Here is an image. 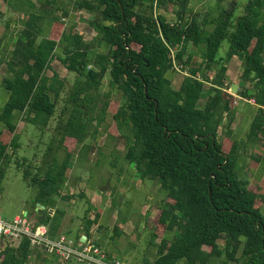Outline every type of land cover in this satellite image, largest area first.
Segmentation results:
<instances>
[{
    "label": "trees",
    "instance_id": "1",
    "mask_svg": "<svg viewBox=\"0 0 264 264\" xmlns=\"http://www.w3.org/2000/svg\"><path fill=\"white\" fill-rule=\"evenodd\" d=\"M3 1L20 14L22 28L4 58L8 99L0 110V192L21 148L20 121L45 132L55 119L41 164L17 162L38 192L29 213L34 223L46 224L53 238L64 234L66 211L57 198L63 197L75 151L88 150L89 138L98 142L111 113L107 136L125 145V159L142 179L165 191L146 264H264L262 188L237 176L243 149L264 147V0H246L241 15L239 0H211L216 4L202 18L192 0ZM81 10L89 12L97 32L92 40L76 22L63 20ZM226 40L230 47L220 56ZM5 41L0 35V54ZM236 55L242 60L240 94L259 105L247 140L233 138L236 97L228 91L227 73ZM56 58L77 76L61 107L69 80L53 69ZM177 65L187 70L178 88L171 78ZM87 203L75 240L85 236L103 249L102 239H92L102 213L92 217L94 205L90 198ZM43 252L28 238L19 245L1 240L0 264H30Z\"/></svg>",
    "mask_w": 264,
    "mask_h": 264
},
{
    "label": "rangeland",
    "instance_id": "2",
    "mask_svg": "<svg viewBox=\"0 0 264 264\" xmlns=\"http://www.w3.org/2000/svg\"><path fill=\"white\" fill-rule=\"evenodd\" d=\"M224 1L227 3L228 0ZM239 2L240 8L238 9L237 15L245 12L246 0H239ZM191 4L196 11L200 12V18H202L216 4V1L192 0ZM0 7L6 11V13L0 15V35H4L6 39L5 47L0 54L1 110L8 99V91L4 83H1V79L4 77L3 75L7 74V68L2 66V63L4 62L5 56L9 55L10 51L14 48L16 36L22 28V24L20 23V14L8 8L3 0L0 2ZM73 13L79 18L75 22L87 31L85 38L91 40L96 37L97 32L87 21L88 16L86 15L88 14H80L75 11ZM79 22L82 24H79ZM229 47V41H224L220 50V56H223ZM52 67L55 71H60L64 74L67 71L57 58L53 61ZM186 71L177 65V70L171 73V78L176 88L181 85L184 76L187 74ZM240 72V66H232L231 80H228L229 86L233 88V91L238 96H241L240 92L243 89ZM48 73L52 75L53 71L49 70ZM67 73H69L66 77L69 80V84L66 92L63 94L64 100L61 101L60 107L65 104L72 85L77 80L75 73ZM210 74L213 75L214 73ZM208 90L209 84H207L206 93L200 102V106L202 107L207 101ZM112 122V115L109 113L107 121L101 128L103 135L100 136L98 142L96 143L89 138L92 141V147L93 142L96 143V146L92 148L91 154L93 153V149L97 153L95 159L92 160L90 158L85 161L84 167L86 173L84 174V178L80 180L79 185L72 189H66L65 187L64 192L66 195L73 194L74 198L70 200L65 199L63 203L68 206V216L63 218L62 231L64 234H67V231H71L67 235L74 240L76 239L75 235L83 225V218L88 208L87 199L93 198L96 203V210L93 211L92 217H95L97 210L101 211L102 216L99 223L92 230L94 234L92 239L94 241L102 239L105 245L103 249L100 248L101 252L107 258L108 254L112 257V260L107 262L113 264V261L120 260L125 264H146V259H151L153 255L152 250L154 247L151 244L153 240L152 234L157 231L159 226L160 205L165 197V191L161 189L157 181L142 179L135 165L125 159V145L107 136ZM55 125L56 120L54 119L50 128L43 132L33 125L26 123L24 120L20 121L19 134L21 135V148L18 152V158L16 155H13L11 163L7 166L0 192V215L4 219L13 220L17 215L24 214V211L30 214L34 211V202L38 192L36 187L30 186L24 179L23 172L18 169L17 159L23 162L27 158L34 164H41L48 144L51 142ZM237 138L243 139L245 137L239 135ZM86 150L87 148L84 149L78 146L77 151H75L76 159L73 164H76L80 160L79 158H81L82 153H85ZM251 151L249 150V156H245L247 164L252 161V157H250ZM60 155L63 156L62 151ZM26 163L28 164V162ZM247 166H244V170H246L244 176L246 179H250L252 176L249 174ZM237 176H239L238 173ZM253 182L260 183L256 180H253ZM81 193H85V196L81 197ZM117 228L119 229L118 231ZM155 240L156 242H160V237ZM86 242L90 244V240L86 239ZM220 244L223 245L224 240L221 239ZM44 259L47 260L44 261ZM35 263L83 264L77 263L75 260L65 261L58 256L46 255V252H43L42 260L33 256L30 264Z\"/></svg>",
    "mask_w": 264,
    "mask_h": 264
},
{
    "label": "crops",
    "instance_id": "3",
    "mask_svg": "<svg viewBox=\"0 0 264 264\" xmlns=\"http://www.w3.org/2000/svg\"><path fill=\"white\" fill-rule=\"evenodd\" d=\"M1 2V1H0ZM7 5V4H6ZM0 10L4 13H6V11L4 9H2L0 7ZM74 11H72V15L69 18H63L64 21L66 22H70V21H76L79 19L77 17V15L75 13H73ZM76 13H80V14H88L86 16H89V12L87 10H81V11H75ZM81 20V19H80ZM79 24H82L81 22H79ZM83 28V27H82ZM80 27V25H78V29L81 30L84 35L87 32L85 29H82ZM86 39V38H85ZM87 40V39H86ZM92 40V39H91ZM2 66H4L5 68H7V64L5 62L2 63ZM232 66L241 67V72L242 73V60L240 59L239 56H234L232 58V60L228 63V80H231V68ZM67 70V69H66ZM60 73V75L62 77H67L69 73L68 70L66 71V73H62L60 71H58ZM4 77L6 75H3ZM4 77L1 79V83L4 82ZM228 87H229V92L233 93L236 97L235 99V106H234V116H235V120L233 123V138L237 139V140H247V135L249 133L250 130V126L251 123L253 121V119L255 118V116L257 115L258 111H259V105L254 101V99H247L244 98L243 96H238L234 91L233 88L229 86V82H228ZM241 95V94H240ZM118 99H123V96L121 94L118 95V97H116ZM239 135L244 136L245 138H237ZM87 144H91V147L88 148V150H86L85 153H82L81 158H79L80 160L76 163L73 164L71 166V169L69 170V175H68V181L66 184V189H72L73 187H77L79 185V182L82 178H84V174L86 173V169L84 167V163L85 161H87V159L89 160L90 158L93 159L91 151H92V141H90V139H88L86 141ZM249 150H252L250 153V157H252V161H250V163L247 164L245 156L248 155L249 156ZM264 147L258 144H249L245 149H243V157L240 160L239 164H240V169L238 170V174L239 176L243 179V180H247L249 181L250 185H257L259 187L262 188V192L264 195ZM84 152V151H83ZM255 152H257V154H255ZM254 156L258 157L259 160L255 161L254 160ZM256 163V164H255ZM259 163V164H258ZM245 165L247 166V169L249 170V174L252 176V178L250 177V179H246L245 178ZM257 165V166H256ZM253 180L259 181L258 182H253ZM66 196V193H63V197ZM57 198V200L59 201V207L64 209L66 211V214L64 217L68 216V206L63 204L65 202L64 198ZM92 204L94 205V211L96 210V203L95 200L93 198H90ZM67 200V199H66ZM24 213H29L27 211H24ZM53 213V212H52ZM79 231V229H78ZM63 233V232H62Z\"/></svg>",
    "mask_w": 264,
    "mask_h": 264
},
{
    "label": "built area",
    "instance_id": "4",
    "mask_svg": "<svg viewBox=\"0 0 264 264\" xmlns=\"http://www.w3.org/2000/svg\"><path fill=\"white\" fill-rule=\"evenodd\" d=\"M97 143V142H96ZM93 142V147L96 146ZM97 151L93 149V157ZM54 212L51 210V213ZM23 238L31 241L32 247L44 250L50 254H55L65 261L75 260L83 264H109L107 257L101 252L91 239L87 244V237H83L79 242L62 234L57 238L51 237L49 227L46 224L34 223L29 213L17 215L13 220L4 219L0 215V241L9 240L12 245H19ZM113 264H125L120 260L113 261Z\"/></svg>",
    "mask_w": 264,
    "mask_h": 264
},
{
    "label": "water",
    "instance_id": "5",
    "mask_svg": "<svg viewBox=\"0 0 264 264\" xmlns=\"http://www.w3.org/2000/svg\"><path fill=\"white\" fill-rule=\"evenodd\" d=\"M38 208L41 209V210H43V209H45V206L44 205H41V204H38Z\"/></svg>",
    "mask_w": 264,
    "mask_h": 264
}]
</instances>
